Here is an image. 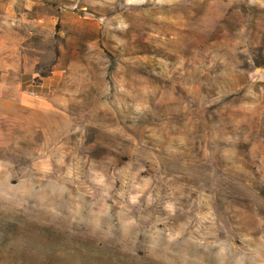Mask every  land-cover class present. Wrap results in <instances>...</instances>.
I'll return each mask as SVG.
<instances>
[{
	"label": "rangeland",
	"instance_id": "obj_1",
	"mask_svg": "<svg viewBox=\"0 0 264 264\" xmlns=\"http://www.w3.org/2000/svg\"><path fill=\"white\" fill-rule=\"evenodd\" d=\"M0 264H264V0H0Z\"/></svg>",
	"mask_w": 264,
	"mask_h": 264
},
{
	"label": "built area",
	"instance_id": "obj_2",
	"mask_svg": "<svg viewBox=\"0 0 264 264\" xmlns=\"http://www.w3.org/2000/svg\"><path fill=\"white\" fill-rule=\"evenodd\" d=\"M31 96H33V95L31 94Z\"/></svg>",
	"mask_w": 264,
	"mask_h": 264
}]
</instances>
